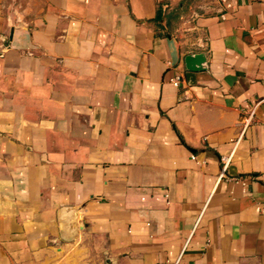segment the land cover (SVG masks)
Instances as JSON below:
<instances>
[{"label": "crops", "instance_id": "0c3cea01", "mask_svg": "<svg viewBox=\"0 0 264 264\" xmlns=\"http://www.w3.org/2000/svg\"><path fill=\"white\" fill-rule=\"evenodd\" d=\"M0 264H264V0H0Z\"/></svg>", "mask_w": 264, "mask_h": 264}, {"label": "water", "instance_id": "95a60500", "mask_svg": "<svg viewBox=\"0 0 264 264\" xmlns=\"http://www.w3.org/2000/svg\"><path fill=\"white\" fill-rule=\"evenodd\" d=\"M206 54L196 53V54H189L186 56V66L191 71H200L204 69V63L206 62Z\"/></svg>", "mask_w": 264, "mask_h": 264}, {"label": "built area", "instance_id": "2783aa9c", "mask_svg": "<svg viewBox=\"0 0 264 264\" xmlns=\"http://www.w3.org/2000/svg\"><path fill=\"white\" fill-rule=\"evenodd\" d=\"M173 83L175 86H179L182 82V78L181 76H177L175 78L172 79ZM253 120V116L252 114H250L249 117L246 118V120L244 121V127H243V131H242V134L240 137H243L244 135V131H246V129L250 126L251 122ZM231 157H232V154L230 156H228L224 161H225V166H224V169H226L227 165L229 164L230 160H231ZM193 159H196L197 156L196 155H193L192 156Z\"/></svg>", "mask_w": 264, "mask_h": 264}, {"label": "trees", "instance_id": "16d2710c", "mask_svg": "<svg viewBox=\"0 0 264 264\" xmlns=\"http://www.w3.org/2000/svg\"><path fill=\"white\" fill-rule=\"evenodd\" d=\"M164 16H165L164 10L162 8V4L160 3L159 6H158V12H157V16H156V22H158L160 24Z\"/></svg>", "mask_w": 264, "mask_h": 264}, {"label": "rangeland", "instance_id": "374dc122", "mask_svg": "<svg viewBox=\"0 0 264 264\" xmlns=\"http://www.w3.org/2000/svg\"><path fill=\"white\" fill-rule=\"evenodd\" d=\"M188 6H193L196 5L198 2H200L201 0H184Z\"/></svg>", "mask_w": 264, "mask_h": 264}]
</instances>
